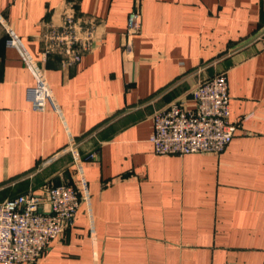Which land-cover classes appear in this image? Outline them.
Listing matches in <instances>:
<instances>
[{
	"label": "crops",
	"instance_id": "0c3cea01",
	"mask_svg": "<svg viewBox=\"0 0 264 264\" xmlns=\"http://www.w3.org/2000/svg\"><path fill=\"white\" fill-rule=\"evenodd\" d=\"M68 4L94 39L62 66L42 35ZM8 29L59 112L26 99L34 78ZM220 72L236 125L225 149L155 154L153 114L191 106ZM60 183L82 196L75 222L33 264H264V0H0V203Z\"/></svg>",
	"mask_w": 264,
	"mask_h": 264
},
{
	"label": "built area",
	"instance_id": "2783aa9c",
	"mask_svg": "<svg viewBox=\"0 0 264 264\" xmlns=\"http://www.w3.org/2000/svg\"><path fill=\"white\" fill-rule=\"evenodd\" d=\"M141 14L133 7L126 18L123 51L132 53V39L140 32ZM94 24L79 18L65 5L59 22H49L42 35L43 54L62 55V66L78 62L92 48ZM5 45L18 50L34 82L26 88V99L34 110L58 105L46 82L43 68L22 48L8 29ZM192 105L181 99L155 112L149 141L158 155L221 153L232 139L236 125L229 120L226 76L216 73L200 81L191 92ZM90 157L92 154L89 155ZM82 196L69 183L50 185L40 194L21 193L0 203V264H33L47 246L75 222Z\"/></svg>",
	"mask_w": 264,
	"mask_h": 264
}]
</instances>
